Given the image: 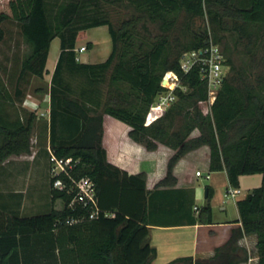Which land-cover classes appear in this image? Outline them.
<instances>
[{"label":"trees","instance_id":"16d2710c","mask_svg":"<svg viewBox=\"0 0 264 264\" xmlns=\"http://www.w3.org/2000/svg\"><path fill=\"white\" fill-rule=\"evenodd\" d=\"M0 4V42L8 22L29 47L28 53L18 54L20 61L13 59L9 73L0 64V164L32 152L38 115L23 103L31 78L47 72L54 38L59 39L60 52L49 89L50 144L44 152L49 159L52 153L71 164L66 165L68 173L57 175L65 183L63 189L53 186L55 177L49 173L46 211L23 215L0 201V264L40 260L150 264L156 256L148 227L153 201L161 188L175 184L178 160L202 146L209 149V171L225 170L231 187L239 188L241 175L260 173L262 180L237 200L241 227L232 230L210 259L195 262L241 264L249 253L239 241L255 234L258 264H264V0H0ZM122 5L132 8L129 17L111 10ZM204 19L217 29L215 35L206 27H193ZM98 26H107L111 51L101 62H82L76 52L78 37ZM209 37L220 44L229 66L212 104L198 70L183 73L180 67L181 55L205 45ZM168 72L179 76L184 89L175 88L177 97L166 110L165 122L147 123L156 95L167 90L162 80ZM108 117L127 124L130 139L148 150H155L158 143L175 149L154 189L146 188L144 172L130 174L109 161L103 144ZM84 176L96 188L99 214L94 218L91 205L71 204L76 194L71 178ZM207 188L206 202L190 223L212 222V193Z\"/></svg>","mask_w":264,"mask_h":264},{"label":"crops","instance_id":"0c3cea01","mask_svg":"<svg viewBox=\"0 0 264 264\" xmlns=\"http://www.w3.org/2000/svg\"><path fill=\"white\" fill-rule=\"evenodd\" d=\"M87 31L88 30L84 31V33L86 34ZM86 38L87 42L84 41L79 43L78 37L76 50L80 46L85 45V43L88 49L94 48L95 44L90 36L86 35ZM88 42L92 44L88 46ZM85 51L87 50L83 52L77 51L80 61L90 63L100 62L95 60L94 54H86ZM59 52L60 45L55 42L54 38L51 42L47 60V72L45 73V76L48 75L50 80L57 63ZM51 56L52 63L49 65ZM34 90L37 93L44 91L40 88ZM44 92L49 95L48 89H45ZM27 98H29V96ZM23 106L28 110L36 111L39 102L35 97H31V99H25ZM45 110V118L42 119L38 116L32 135V140L40 141L39 144L42 147L46 144L45 140L49 137L50 132V102ZM110 118L112 117L106 119V126ZM103 144L107 149L110 162L124 168L130 174L140 172L146 174V188L148 190L154 189L157 181L166 173L167 161L169 159L168 154L159 150L157 151L156 149L145 151L144 153L128 135L125 136L123 133L120 134L115 131L107 134V131H105ZM145 162H152L153 164L146 169L143 167V163ZM201 162L206 164L207 169L209 168V151L207 146L192 150L178 160L174 167V174L176 176L175 184L161 188V193L157 195L158 200L155 199L153 201L152 210L154 216L148 227H150V245L156 249V256L150 264H167L178 258L184 259V261L178 264H189L188 261H190V258H192V264H207L196 263L195 261L196 259L201 261L210 259L215 254L216 248L228 240L232 230L241 227L237 206V200L240 198L234 203L236 211L233 212L232 216H229L226 200L223 199V197L221 198L218 194V187L220 186H224L227 189V193L229 189L233 188L229 183L225 170L210 172L208 169L205 171L211 173L209 179H212V182L207 185L212 193L210 200L212 206V222H189V218L192 215L196 216L199 208L206 202L207 186L205 191V202L201 204L198 202L197 179L202 176H197L196 170L200 167L199 163ZM123 163L128 166H124ZM250 175V177L257 178V180H262V175L260 173ZM243 176L245 175H241L239 180L240 190L243 185ZM218 213L219 215H217ZM239 242L247 248L249 253L248 259L241 264H258V254L255 245L256 235H244Z\"/></svg>","mask_w":264,"mask_h":264},{"label":"rangeland","instance_id":"374dc122","mask_svg":"<svg viewBox=\"0 0 264 264\" xmlns=\"http://www.w3.org/2000/svg\"><path fill=\"white\" fill-rule=\"evenodd\" d=\"M0 7L3 6L0 4ZM114 13L121 15L122 17H129L132 13V8L122 6H115L111 9ZM198 26L204 28L211 32L213 35L217 33V29L213 27V25L207 20L204 19L200 21H195L194 28H198ZM6 30L3 40L0 42V64L5 67L6 71L9 73L11 66H13L14 58H18L22 56L23 53H28L29 47L21 38L17 27L11 23H6L4 25ZM87 36H90L91 40L94 42V48L87 47L85 43V47L87 51L85 53H92L95 55L96 61H103L107 58L108 54L111 51L112 42L110 38V34L108 32L107 26H99L88 29L86 34L81 32L79 36V43L87 42ZM228 36H230L228 34ZM89 38V37H88ZM55 42L59 43V39L55 38ZM228 44L233 49V39L231 37L228 38ZM93 47V46H92ZM79 49L76 50V52ZM83 52V51H82ZM234 53V49H233ZM18 54H20L18 56ZM236 54V52H235ZM239 54L240 59L247 60L245 55ZM79 58V57H78ZM52 63V56L49 59V65ZM47 69V65H46ZM227 72L229 71V66H227ZM171 72L166 73L165 77H168ZM49 83L51 84V80L49 76H43L42 78L33 76L31 78L30 86L27 91L26 99H31V97H35L39 102V106L36 110L37 115L44 119L45 118V108L48 107V103L50 102V97L47 93H45V89L49 90ZM168 87H173V83L167 81L165 83ZM40 88L44 90L42 92H35L34 89ZM29 96V98H27ZM167 120L166 111H158L154 110L152 107L150 108L147 115V123L152 122H165ZM109 123H107L105 131L107 134L115 131L120 134L127 136V131L129 126L116 118L108 119ZM174 122H177L174 120ZM112 130V131H111ZM197 134L195 131L193 133ZM132 140V139H131ZM133 141V140H132ZM32 152L29 154H22L18 156H11L5 162L0 164V201L5 203L6 206L12 208H19L20 214H33L37 212H44L50 208V199L47 195L49 184H50V174L51 167L53 166L51 160L45 155L44 150L45 145L49 147V139L45 140V145L40 146V141L32 140ZM135 142V141H133ZM141 149V151H152L148 150L144 144H140L135 142ZM208 148V147H207ZM158 151H162L163 153H167L168 157L174 153L175 149L164 145L163 143H158L156 148ZM209 151V149H208ZM50 162V163H49ZM153 163L145 162L143 163L144 168H149ZM126 166L127 164H124ZM128 166V165H127ZM198 169L202 170L204 173L207 171L206 164L204 162L199 163ZM122 168V167H121ZM201 168V169H200ZM124 169V168H122ZM197 169V170H198ZM196 170V171H197ZM251 175L243 176V185L241 187V193L237 194L235 197H232L231 194L227 193V189L223 186L218 187V194L223 199L226 200L229 216H232L233 212L236 211L235 201L239 198H243L247 193L251 192L254 187L260 185V180L257 178L250 177ZM212 182V179H207L204 176L198 177L197 179V191H198V202L199 204L205 202V191L206 186ZM19 194H23V198H21V202L18 204V200L20 199ZM57 207L62 205L60 200L56 201ZM219 215V213L217 214ZM38 264H44L43 261H38Z\"/></svg>","mask_w":264,"mask_h":264},{"label":"built area","instance_id":"2783aa9c","mask_svg":"<svg viewBox=\"0 0 264 264\" xmlns=\"http://www.w3.org/2000/svg\"><path fill=\"white\" fill-rule=\"evenodd\" d=\"M79 52H82L86 49L85 45L80 46ZM227 64L226 57L223 53V50L220 44L214 42L212 37H209L207 43L197 49L189 50L184 52L180 57V67L183 73H188L192 69H197L201 79L206 83L208 90V101L209 104H212L216 99L218 90L223 82L224 77L227 74ZM168 77H164L167 81L173 83V87H167V90L160 91L152 103L151 107L154 110L166 111L176 100L175 88L184 87L180 83L179 76L171 72ZM50 160L52 163L51 174L55 177L53 186L58 189H63L65 187L64 181L57 177L61 172L68 173L66 165L69 164V159H62L56 157L51 153ZM71 167V164H69ZM197 176H204L209 179L211 177L210 172L204 173L202 170L196 171ZM71 181L74 183L76 188V194L71 204L74 202H82L84 205H91L93 208L90 212V218L97 217L99 210L97 208V199H96V188L92 179L87 176L81 177L77 180L71 178ZM228 193L232 196L241 193L239 188H232L228 190ZM105 215H110L105 213Z\"/></svg>","mask_w":264,"mask_h":264},{"label":"water","instance_id":"95a60500","mask_svg":"<svg viewBox=\"0 0 264 264\" xmlns=\"http://www.w3.org/2000/svg\"><path fill=\"white\" fill-rule=\"evenodd\" d=\"M166 82H167V79L164 78V79L162 80V84L165 85Z\"/></svg>","mask_w":264,"mask_h":264}]
</instances>
